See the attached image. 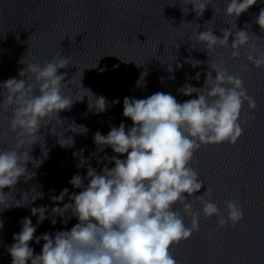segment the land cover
<instances>
[{
    "label": "clouds",
    "instance_id": "obj_1",
    "mask_svg": "<svg viewBox=\"0 0 264 264\" xmlns=\"http://www.w3.org/2000/svg\"><path fill=\"white\" fill-rule=\"evenodd\" d=\"M260 2L226 0L224 16L234 21L235 30L231 25L230 30L222 29L221 38L212 27L199 31L200 25L195 24V32L188 35L189 51L193 48L206 51L209 57V52L217 48H230L231 56L239 58L241 49H247V61L264 71V52H257L250 31L237 30L236 24L241 14ZM212 3L213 0H183L181 11L185 16L194 12L199 19ZM212 9L214 16L217 15ZM255 23L264 31V8L260 9ZM249 28L246 24L245 29ZM25 60L26 57L20 61L25 67L18 73L19 79L9 78L0 83V119L7 120L4 135L11 134L14 140L12 146L0 145V213L13 207H30L43 198V193L35 187L23 192L19 200L15 197L18 182H28L34 177L27 165L31 162L39 167L43 162L31 156L37 143L44 149L41 129L55 136L60 147H72L74 137L65 133L86 135L88 129L74 122L64 129L62 123L67 121L60 120V113L69 111L74 102L85 97L93 114L104 113L110 107L105 97H97L83 88L81 79L83 95L76 92L70 95L66 91L72 79L65 83V74H60V70L70 65L69 58L58 54L43 62L35 58L30 63ZM175 60L176 57L167 62V71L172 74L169 78L173 80L174 72L183 67L176 64L174 69ZM185 63L196 68L201 62L186 59ZM208 68L203 88L186 83L177 89L184 96L196 97L183 103L164 92L144 99L125 97L123 116L132 125L126 129L122 122L119 127L112 126L107 135L97 131L93 137L97 154L110 148L113 155H97V165L107 161L98 172L90 159H84L83 150L74 153L79 160L77 167H87L86 176L78 172L69 181L79 191L69 194V189L64 188L59 195L50 197L53 207H30L31 216L19 221L20 231L13 234L14 242L6 248L11 264H177L171 249L187 242L199 230L200 214L194 211L193 201L200 203L205 219L217 218L220 229L240 223L243 211L237 201L224 202L225 217L208 186L203 195H196L206 184L191 162L202 146L224 143L234 146L243 135L242 125L255 118L242 113L243 105L247 103L249 112H254L256 102L247 94L240 75L231 74L223 61L210 65L208 60ZM242 70L247 71V66H242ZM146 75V72L140 74L137 87L145 86ZM194 79L199 81V72ZM47 155L43 151L44 158ZM177 205L182 206L180 211L174 210ZM31 217L37 218L35 225ZM58 218L65 226L71 220L76 223L70 230L35 235L45 220L55 226ZM186 218H190V224ZM3 227L0 220V230ZM33 241L37 245L43 241L39 254H34L30 247Z\"/></svg>",
    "mask_w": 264,
    "mask_h": 264
},
{
    "label": "water",
    "instance_id": "obj_2",
    "mask_svg": "<svg viewBox=\"0 0 264 264\" xmlns=\"http://www.w3.org/2000/svg\"><path fill=\"white\" fill-rule=\"evenodd\" d=\"M225 4L226 0H213L197 19L194 12L186 16L182 13L183 0H0V83L9 78L19 79L18 73L25 67L20 61L25 57V63L32 62L33 58L43 62L61 54L69 58L70 63L60 70V74H65V83L72 79L66 91L70 95L72 92L83 95L81 79L83 88L97 97H105L110 104L107 111L96 115L89 111L85 97L83 101L74 102L69 111L60 113V120L67 121L62 123L64 129L73 122L88 129L86 135L65 133L74 137L72 147H60L55 136L41 129L44 149L37 143L31 156L43 162L39 167L31 162L27 165L34 177L28 182H18L16 199L35 187L37 192L43 193V198L30 207H53L50 197L59 195L64 188L69 189V194L78 192L69 181L78 172L86 176L87 167H77L79 160L74 153L83 150L84 159H90L92 167L98 172L103 168L107 161L97 165V155L110 157L113 153L105 148L104 153L97 154L93 137L97 131L107 135L112 126L119 127L122 122L126 129L132 125V121L123 116L125 97L144 99L164 92L173 95L178 103L194 99L195 95L187 97L177 89L186 83L203 88L205 74L210 71L208 60L210 65L223 61L231 74L240 75L247 94L256 102L254 112H249L245 103L242 113L255 118L242 125L243 135L234 146L228 143L202 146L194 154L191 167L206 184L196 195H203L208 186L225 217L224 202L235 200L242 208L243 219L235 226L220 229L217 218L205 219L202 206L193 201L194 211L200 214L199 230L171 251L177 264H264V71L247 61V49H241L239 58L231 56L230 48H217L209 52V57L206 51L195 48L189 51L188 35L195 32V24L200 25L199 31L212 27L214 34L221 38L222 29L230 30L232 26L235 30L234 21L224 16ZM188 7L191 9L190 5ZM211 7L217 15L214 16ZM261 8H264V0L236 21L237 30L250 31V40L257 52H264V31L255 23ZM246 24L250 25L249 29H245ZM174 56L172 67L175 69L176 64L183 67L174 72L173 80L169 78L172 74L167 71V62L171 63ZM186 59L201 63L192 68L185 63ZM244 65L247 71L242 70ZM142 72L147 73L146 84L137 87ZM197 72L199 81L194 79ZM117 99L119 103L113 104ZM6 130L7 120L0 119V145L12 146L13 137L4 135ZM43 151H47V158ZM30 207H13L0 213V220L4 222L0 230V264H11L6 248L14 242L13 234L20 231L19 221L31 216ZM181 209L182 206L177 205L174 210ZM31 218L35 225L37 218ZM75 223L71 220L65 226L58 218L53 226L45 220L35 235L70 230ZM186 223L190 224V218H186ZM42 246L43 241L39 245L34 241L30 243L34 254H39Z\"/></svg>",
    "mask_w": 264,
    "mask_h": 264
}]
</instances>
